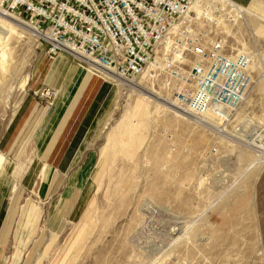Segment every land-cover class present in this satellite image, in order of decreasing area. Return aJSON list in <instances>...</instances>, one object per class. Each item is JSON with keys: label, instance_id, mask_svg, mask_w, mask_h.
Instances as JSON below:
<instances>
[{"label": "rangeland", "instance_id": "rangeland-1", "mask_svg": "<svg viewBox=\"0 0 264 264\" xmlns=\"http://www.w3.org/2000/svg\"><path fill=\"white\" fill-rule=\"evenodd\" d=\"M186 18L154 67L105 80L66 171L46 159L67 140L43 142L103 78L60 54L49 86L55 57L0 18V264H264V0H202ZM196 47L234 60L208 95L187 76Z\"/></svg>", "mask_w": 264, "mask_h": 264}, {"label": "built area", "instance_id": "built-area-1", "mask_svg": "<svg viewBox=\"0 0 264 264\" xmlns=\"http://www.w3.org/2000/svg\"><path fill=\"white\" fill-rule=\"evenodd\" d=\"M191 0H0V8L37 33L39 46L53 57L65 54L104 80L128 83L154 67L189 15ZM179 26V27H178ZM177 33V32H176ZM213 53L212 50H210ZM188 78L208 95L233 59L193 50ZM189 108V107H188ZM219 105L208 97L204 113Z\"/></svg>", "mask_w": 264, "mask_h": 264}, {"label": "crops", "instance_id": "crops-1", "mask_svg": "<svg viewBox=\"0 0 264 264\" xmlns=\"http://www.w3.org/2000/svg\"><path fill=\"white\" fill-rule=\"evenodd\" d=\"M235 2L238 5H241L243 7H250L252 6L257 0H231ZM44 50V49H43ZM45 52V50H44ZM45 56H49L45 52ZM56 66L55 69H51L50 75L46 73L44 80H46V83L49 84L51 87H55L57 84V79H54V75L57 71H60L63 69L65 58L64 55L57 54L55 56ZM49 58H52L49 56ZM68 69L64 72L62 79L59 81L60 88L65 82V78L67 76ZM105 80L102 79V81H99L98 85L91 89L92 94L90 95L88 101L84 104L82 109L78 113V117L76 120L71 124L69 127V123L71 121V116L74 114L69 113L66 111L62 119L59 121V123L56 125V127L53 129L51 133L47 136L45 141L43 142L45 145L47 144L49 148L50 146L57 143L58 139H62L60 141L61 144H63L66 140V145L63 148L62 152L55 156L51 155L46 160V164H50L52 166L60 165V170H67L70 165L72 164L71 161H74L75 159H78L80 157V149L82 148V144L84 145L85 142H88V136L93 133V131L96 129L95 122L98 118V115L101 111L104 110V108L107 105L108 99L111 97V89L110 87L105 86L104 84ZM50 83H53L50 85ZM59 88V89H60ZM95 88V89H94ZM67 94H70L69 91ZM72 95V94H71ZM34 109V106L32 103L30 104L29 99H24L22 102V106L17 111V117H25L26 115H29L32 113ZM45 109L40 113L39 118L44 115ZM39 119V120H40ZM67 130V131H66ZM63 137V138H62ZM87 138V139H86ZM49 159H53L52 162H49ZM81 174V173H80ZM79 174V176H80Z\"/></svg>", "mask_w": 264, "mask_h": 264}, {"label": "bare ground", "instance_id": "bare-ground-1", "mask_svg": "<svg viewBox=\"0 0 264 264\" xmlns=\"http://www.w3.org/2000/svg\"><path fill=\"white\" fill-rule=\"evenodd\" d=\"M202 0H191L190 5H189V12L193 11L195 12L197 10V8H199V4L201 3ZM186 16V15H185ZM0 18L8 21L9 23L23 29V30H30V31H34L30 26L26 25L22 20L18 19L16 16L6 13L5 11H3L2 9H0ZM176 29V26L174 27L173 30ZM29 32V31H28ZM35 33V31H34ZM37 34V33H36ZM37 36V35H36ZM80 65V64H79ZM82 66V65H80ZM82 68L88 70L87 68H85L84 66H82ZM89 71V70H88Z\"/></svg>", "mask_w": 264, "mask_h": 264}]
</instances>
